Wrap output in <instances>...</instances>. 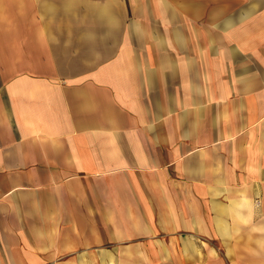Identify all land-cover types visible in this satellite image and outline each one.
<instances>
[{"label":"crops","instance_id":"1","mask_svg":"<svg viewBox=\"0 0 264 264\" xmlns=\"http://www.w3.org/2000/svg\"><path fill=\"white\" fill-rule=\"evenodd\" d=\"M0 264H264V0H0Z\"/></svg>","mask_w":264,"mask_h":264}]
</instances>
